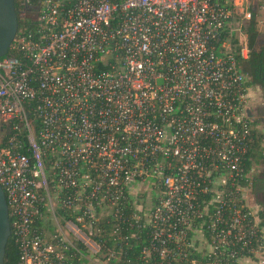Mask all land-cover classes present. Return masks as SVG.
<instances>
[{"label": "built area", "instance_id": "obj_1", "mask_svg": "<svg viewBox=\"0 0 264 264\" xmlns=\"http://www.w3.org/2000/svg\"><path fill=\"white\" fill-rule=\"evenodd\" d=\"M20 2L36 25L0 58V184L17 264L98 259L93 231L110 217L148 227L140 264H264L242 68L243 25L264 0ZM113 258L121 251L99 257Z\"/></svg>", "mask_w": 264, "mask_h": 264}, {"label": "trees", "instance_id": "obj_2", "mask_svg": "<svg viewBox=\"0 0 264 264\" xmlns=\"http://www.w3.org/2000/svg\"><path fill=\"white\" fill-rule=\"evenodd\" d=\"M21 0H15L16 8L19 11V30L20 28L26 26L28 28H33L36 25V21L32 18L26 17L22 18L20 16L21 14ZM255 18V10L252 8V17L250 21L247 20L246 23H244L243 27L244 30L247 33L248 43H249V57L242 61V68H247V65L250 63V56L254 52V45L255 41L258 37H260V32L257 29L256 23L254 21ZM249 23V24H248ZM261 51H260V50ZM257 56L258 61L262 62L264 64V50L259 46L257 47ZM244 71V69H243ZM248 70H245L244 73L246 74ZM6 128V134L9 135L11 130L9 127ZM7 137V136H6ZM127 208L123 212V217L126 219H133V213L136 211L135 207L133 206L132 199L129 200L127 203ZM260 217V224L264 226V213H259ZM110 221L108 218H103L100 220L99 224L101 226V229L93 231V236L95 240L102 244V250L99 254H96L95 258H101V255L105 252H107L109 249H114L121 251V258L117 261L115 258L110 260V264H113L114 262H119L120 264H140L141 263V255H142V249L144 246L147 245L148 239H149V229L147 226H142L140 229L129 226L126 222H122L121 220L110 217ZM113 224H119L120 225V234H117L114 232L115 230L112 229ZM39 229L42 233H47L45 229H42L41 221L37 223ZM47 230L50 232H53V226L48 220ZM121 235V237L119 236ZM82 248V246H81ZM19 246L15 242L13 238H10L7 248V264H17L19 259ZM198 262H195V264H206L205 260L200 257V254L196 255ZM91 260H88L86 258H81V260H77V264H91ZM180 264H192L190 260L181 262Z\"/></svg>", "mask_w": 264, "mask_h": 264}, {"label": "flooded vegetation", "instance_id": "obj_3", "mask_svg": "<svg viewBox=\"0 0 264 264\" xmlns=\"http://www.w3.org/2000/svg\"><path fill=\"white\" fill-rule=\"evenodd\" d=\"M37 15L36 8L27 9V17L35 20ZM254 46V52L250 56L251 61L247 68H243L244 71L248 70L246 75L251 87L249 113L256 135L251 152L252 170L249 192L254 209L258 213H264V64L258 61L257 56V47L260 46L264 50V37H258Z\"/></svg>", "mask_w": 264, "mask_h": 264}, {"label": "water", "instance_id": "obj_4", "mask_svg": "<svg viewBox=\"0 0 264 264\" xmlns=\"http://www.w3.org/2000/svg\"><path fill=\"white\" fill-rule=\"evenodd\" d=\"M19 11L15 0H0V58L10 51L19 31ZM11 225L6 195L0 184V264H7Z\"/></svg>", "mask_w": 264, "mask_h": 264}, {"label": "rangeland", "instance_id": "obj_5", "mask_svg": "<svg viewBox=\"0 0 264 264\" xmlns=\"http://www.w3.org/2000/svg\"><path fill=\"white\" fill-rule=\"evenodd\" d=\"M253 9L255 10L254 21L256 23L257 29L261 34L260 36L264 37V7L257 5L256 7H253ZM248 21H250V20L248 19ZM246 22L247 21H245V23ZM149 201H150V198H148V195L139 196V198L136 199V202L138 204H141V203L146 204ZM90 263L91 264H107L106 261H103V259L101 261L99 258L95 259L93 261H90ZM257 263H259V260H257Z\"/></svg>", "mask_w": 264, "mask_h": 264}, {"label": "crops", "instance_id": "obj_6", "mask_svg": "<svg viewBox=\"0 0 264 264\" xmlns=\"http://www.w3.org/2000/svg\"><path fill=\"white\" fill-rule=\"evenodd\" d=\"M250 264H261V263H257L256 261H254V262H251Z\"/></svg>", "mask_w": 264, "mask_h": 264}]
</instances>
